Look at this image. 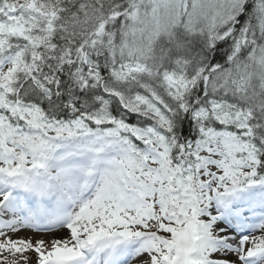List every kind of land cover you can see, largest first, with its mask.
<instances>
[{
	"label": "snow or ice",
	"instance_id": "snow-or-ice-1",
	"mask_svg": "<svg viewBox=\"0 0 264 264\" xmlns=\"http://www.w3.org/2000/svg\"><path fill=\"white\" fill-rule=\"evenodd\" d=\"M0 264H264V0H0Z\"/></svg>",
	"mask_w": 264,
	"mask_h": 264
},
{
	"label": "rangeland",
	"instance_id": "rangeland-1",
	"mask_svg": "<svg viewBox=\"0 0 264 264\" xmlns=\"http://www.w3.org/2000/svg\"><path fill=\"white\" fill-rule=\"evenodd\" d=\"M22 235H24V234H22Z\"/></svg>",
	"mask_w": 264,
	"mask_h": 264
}]
</instances>
